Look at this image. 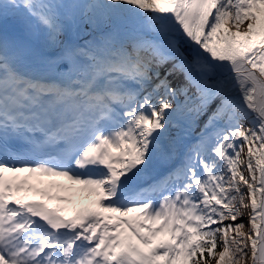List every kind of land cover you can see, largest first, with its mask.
<instances>
[{"label": "snow or ice", "instance_id": "obj_1", "mask_svg": "<svg viewBox=\"0 0 264 264\" xmlns=\"http://www.w3.org/2000/svg\"><path fill=\"white\" fill-rule=\"evenodd\" d=\"M212 259L264 264V0H0V264Z\"/></svg>", "mask_w": 264, "mask_h": 264}, {"label": "rangeland", "instance_id": "obj_2", "mask_svg": "<svg viewBox=\"0 0 264 264\" xmlns=\"http://www.w3.org/2000/svg\"><path fill=\"white\" fill-rule=\"evenodd\" d=\"M247 24V21H245V23L243 24V25H241V28L240 29H242L245 25ZM196 130H198L197 132H199V128H197ZM245 151H246V149H245ZM246 163V162H245ZM246 175H247V173H245ZM73 199L76 201V203L77 202H81V201H86V202H89V198L86 196V194L85 195H83V196H81V195H77V196H75V197H73ZM68 205V207L70 208L72 205H74V204H66L65 206H67ZM243 219H242V221L244 222V224H245V228H244V231L245 232H247L249 229H248V215H247V212H245L244 213V215H243ZM238 222H240L239 220H238Z\"/></svg>", "mask_w": 264, "mask_h": 264}, {"label": "bare ground", "instance_id": "obj_3", "mask_svg": "<svg viewBox=\"0 0 264 264\" xmlns=\"http://www.w3.org/2000/svg\"><path fill=\"white\" fill-rule=\"evenodd\" d=\"M245 28H246V25L242 28V29H240L241 31H244L245 30ZM91 37H88V36H85V39H90ZM83 203H88V202H86V201H79V202H77L76 204H74L73 205V208L70 210V213L78 206V205H81V204H83ZM53 204H55V203H53Z\"/></svg>", "mask_w": 264, "mask_h": 264}, {"label": "trees", "instance_id": "obj_4", "mask_svg": "<svg viewBox=\"0 0 264 264\" xmlns=\"http://www.w3.org/2000/svg\"><path fill=\"white\" fill-rule=\"evenodd\" d=\"M237 223H239V222L237 221ZM243 223H244V222H243ZM220 250H222V248L218 246V248H217L216 251L218 252V251H220ZM212 264H216L215 259H212Z\"/></svg>", "mask_w": 264, "mask_h": 264}, {"label": "water", "instance_id": "obj_5", "mask_svg": "<svg viewBox=\"0 0 264 264\" xmlns=\"http://www.w3.org/2000/svg\"><path fill=\"white\" fill-rule=\"evenodd\" d=\"M244 217L242 216V218L241 219H243Z\"/></svg>", "mask_w": 264, "mask_h": 264}]
</instances>
